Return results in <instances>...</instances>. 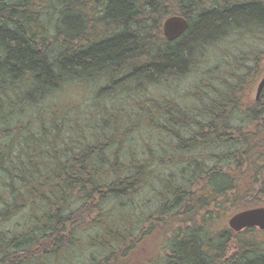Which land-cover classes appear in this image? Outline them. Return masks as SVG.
Wrapping results in <instances>:
<instances>
[{
	"label": "trees",
	"instance_id": "1",
	"mask_svg": "<svg viewBox=\"0 0 264 264\" xmlns=\"http://www.w3.org/2000/svg\"><path fill=\"white\" fill-rule=\"evenodd\" d=\"M263 59L264 0H0V264H264Z\"/></svg>",
	"mask_w": 264,
	"mask_h": 264
},
{
	"label": "water",
	"instance_id": "2",
	"mask_svg": "<svg viewBox=\"0 0 264 264\" xmlns=\"http://www.w3.org/2000/svg\"><path fill=\"white\" fill-rule=\"evenodd\" d=\"M188 27V20L181 15L169 16L163 23L164 34L170 41L179 38ZM263 87L264 79L258 87L257 97L260 96ZM228 225L236 232L242 231L248 227H257L260 230H264V206L246 208L235 213L229 218Z\"/></svg>",
	"mask_w": 264,
	"mask_h": 264
},
{
	"label": "rangeland",
	"instance_id": "3",
	"mask_svg": "<svg viewBox=\"0 0 264 264\" xmlns=\"http://www.w3.org/2000/svg\"><path fill=\"white\" fill-rule=\"evenodd\" d=\"M166 18H168V17H166ZM166 20V19H165ZM164 20V21H165ZM244 47L246 46V45H243ZM257 51V50H256ZM256 51H255V54H256ZM234 52H235V50H234ZM215 53H216V51H215V49H213V48H211L210 49V51L208 52V54H207V60H208V62H210V63H212V62H214L215 60H216V58L217 57H215ZM255 54H253V53H251V55H255ZM242 57V54L240 55V58ZM259 64H262V65H264V59L262 60V61H260L259 63H258V65ZM200 69H204V68H200ZM198 70L197 71V73L199 74V76H202V72H201V70ZM261 78V77H260ZM264 79V78H263ZM262 79V80H263ZM261 79H258L255 83H254V86H252L251 87V91H252V94L251 93H248L247 92V102L249 103V102H251V100L252 99H254V98H256V95H257V89H258V87H259V85H260V83H261V81H262ZM195 81H197V75H196V72H192L191 73V75H190V77L189 78H187L186 80H185V83L188 85V86H190V85H194V82ZM260 96H261V94H260ZM259 96V97H260ZM229 220V219H228ZM228 220H227V225H228ZM137 263H138V261H136Z\"/></svg>",
	"mask_w": 264,
	"mask_h": 264
},
{
	"label": "flooded vegetation",
	"instance_id": "4",
	"mask_svg": "<svg viewBox=\"0 0 264 264\" xmlns=\"http://www.w3.org/2000/svg\"><path fill=\"white\" fill-rule=\"evenodd\" d=\"M257 97V96H256ZM260 98V97H259ZM259 98H257V99H259ZM262 137L264 138V133L262 134ZM262 173H263V175H264V170L262 171ZM7 262V260L6 261H4V264Z\"/></svg>",
	"mask_w": 264,
	"mask_h": 264
},
{
	"label": "bare ground",
	"instance_id": "5",
	"mask_svg": "<svg viewBox=\"0 0 264 264\" xmlns=\"http://www.w3.org/2000/svg\"><path fill=\"white\" fill-rule=\"evenodd\" d=\"M189 22V21H188ZM166 37V36H165ZM167 38V37H166ZM168 39V38H167ZM169 40V39H168Z\"/></svg>",
	"mask_w": 264,
	"mask_h": 264
}]
</instances>
